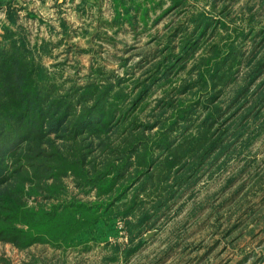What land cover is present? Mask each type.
Wrapping results in <instances>:
<instances>
[{
    "label": "trees",
    "instance_id": "16d2710c",
    "mask_svg": "<svg viewBox=\"0 0 264 264\" xmlns=\"http://www.w3.org/2000/svg\"><path fill=\"white\" fill-rule=\"evenodd\" d=\"M7 18L17 24L11 4ZM192 22L190 35L212 26L203 15ZM3 27L9 42L0 46V239L19 247L68 242L101 219L118 217L129 245L137 237L141 242L143 227L151 226L167 200L195 182L201 167L228 157L247 132L246 123L260 117L264 27L248 55L234 41H214L195 55L200 37H183L180 51L163 54L148 82L135 83L131 91L117 87L118 79L63 92L35 61L27 40L14 37L11 25ZM190 52L191 68L174 88L177 100L164 96L142 116L149 85L175 64L184 67ZM165 61L170 64L162 65ZM241 62L248 69L239 76ZM70 174L84 191L94 189L97 199L62 198ZM145 193L152 195L151 205ZM29 194L57 201L29 206L24 202Z\"/></svg>",
    "mask_w": 264,
    "mask_h": 264
},
{
    "label": "rangeland",
    "instance_id": "374dc122",
    "mask_svg": "<svg viewBox=\"0 0 264 264\" xmlns=\"http://www.w3.org/2000/svg\"><path fill=\"white\" fill-rule=\"evenodd\" d=\"M9 4L17 10V24L8 21ZM201 15L212 21L211 28L190 35L193 19ZM3 23L11 25L14 37L27 40L59 91L118 79L117 87L131 91L148 82L163 54L180 51L183 37H200L195 55L214 41H234L248 55L264 27V0H0V46L9 42ZM192 56L149 85L142 116H149L164 96L177 100L174 88L191 68ZM236 68L240 76L248 66L241 62ZM246 126L228 157L201 167L195 182L167 200L151 226L143 227L141 242L137 237L129 245L121 217L101 219L68 242L19 247L0 239V264H264V104L258 120ZM64 184L62 198L97 199L94 189L84 191L71 174ZM145 197L151 205L152 195ZM24 198L29 206L57 201L43 195Z\"/></svg>",
    "mask_w": 264,
    "mask_h": 264
}]
</instances>
